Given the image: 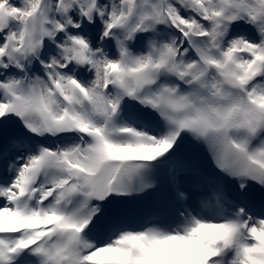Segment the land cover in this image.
Wrapping results in <instances>:
<instances>
[{"label":"snow or ice","instance_id":"snow-or-ice-1","mask_svg":"<svg viewBox=\"0 0 264 264\" xmlns=\"http://www.w3.org/2000/svg\"><path fill=\"white\" fill-rule=\"evenodd\" d=\"M0 264H264V0H0Z\"/></svg>","mask_w":264,"mask_h":264}]
</instances>
